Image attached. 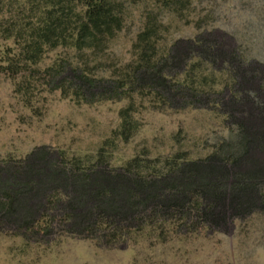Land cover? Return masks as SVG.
<instances>
[{"label": "rangeland", "instance_id": "rangeland-1", "mask_svg": "<svg viewBox=\"0 0 264 264\" xmlns=\"http://www.w3.org/2000/svg\"><path fill=\"white\" fill-rule=\"evenodd\" d=\"M26 1L4 8L0 22ZM110 1L122 28L100 57L99 68L97 61L59 47L45 51L39 71L62 64L71 84L74 71L88 62L90 76L109 87L136 63L138 35L153 20L160 25L151 41L154 61L169 71L170 87L165 82V88L144 94L135 87L130 98L105 100L90 91L78 99L38 86L28 102L15 93L16 80L0 71V161H24L35 153L45 162L62 156L87 166L103 152L113 173L139 158L165 174L167 162L227 157L239 141L238 121L245 115L240 111L256 108L264 120V0ZM75 9L81 13L85 7L77 3ZM7 49H14L13 40L0 38V65ZM128 107L136 131L125 142L117 131L120 112ZM40 163L35 166L46 167ZM253 190V210L219 228L193 229L171 219L162 228L146 227L109 243L100 232L87 234L62 220L71 200L69 193L62 194L48 233L47 228L37 232L16 226L0 231V264H264V181Z\"/></svg>", "mask_w": 264, "mask_h": 264}, {"label": "trees", "instance_id": "trees-1", "mask_svg": "<svg viewBox=\"0 0 264 264\" xmlns=\"http://www.w3.org/2000/svg\"><path fill=\"white\" fill-rule=\"evenodd\" d=\"M16 1L0 0V13L12 9ZM77 3L83 4V12L76 11ZM17 10L9 20L0 22V38L12 39L14 44V49L6 50L0 71L16 80L15 93L28 102L38 86L78 99L90 91L93 97L105 100L130 98L135 87L141 94L165 88V82L170 87L165 78L169 71L161 61H154L151 41L160 26L155 21H148L138 35L136 63L119 72L109 87H102L100 80L90 76L93 68L88 62L74 71L71 84L63 75L64 65L40 72L38 64L46 50L62 47L97 61L99 68L100 57L122 28V17L110 0H28ZM131 111L128 107L120 112L117 136L125 142L136 131ZM258 111H240L245 115L238 121L239 141L229 146L233 151L227 157L213 155L200 163L167 162L165 174L139 158L113 173L103 152L87 166L80 159L66 161L62 156L49 163L44 155L35 153L24 161H0V231L16 226L37 232L47 228L48 233L52 213L61 205L62 194L68 193L71 200L62 220L87 234L100 232L108 243L146 227L162 228L171 219L194 229L219 228L241 218L253 210V187L264 181V120ZM36 163L46 167L39 169ZM38 198L40 203L33 202Z\"/></svg>", "mask_w": 264, "mask_h": 264}]
</instances>
